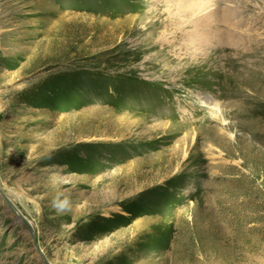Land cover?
Instances as JSON below:
<instances>
[{
  "label": "rangeland",
  "instance_id": "374dc122",
  "mask_svg": "<svg viewBox=\"0 0 264 264\" xmlns=\"http://www.w3.org/2000/svg\"><path fill=\"white\" fill-rule=\"evenodd\" d=\"M179 1L0 0V264H264V0Z\"/></svg>",
  "mask_w": 264,
  "mask_h": 264
},
{
  "label": "bare ground",
  "instance_id": "6f19581e",
  "mask_svg": "<svg viewBox=\"0 0 264 264\" xmlns=\"http://www.w3.org/2000/svg\"><path fill=\"white\" fill-rule=\"evenodd\" d=\"M171 1H174V0H171ZM180 1L179 0H177V3H179ZM201 2L202 1H200V0H188L187 1V3H184L183 4V6H186V8L187 7H190V9H188V11H195L196 9H198L199 7H200V4H201ZM204 4V3H203ZM202 4V5H203ZM205 5V4H204ZM186 8L185 9H183L182 8V10L183 11H185L186 10ZM201 19H206L207 20V16H203V17H201ZM200 21V20H199ZM195 32V31H194ZM194 32H191V31H189L188 33H187V35H191V36H200V33L199 34H197V35H195V33Z\"/></svg>",
  "mask_w": 264,
  "mask_h": 264
},
{
  "label": "clouds",
  "instance_id": "9594fccd",
  "mask_svg": "<svg viewBox=\"0 0 264 264\" xmlns=\"http://www.w3.org/2000/svg\"><path fill=\"white\" fill-rule=\"evenodd\" d=\"M67 204V201H63V202H59L57 203L56 201H54V206H56L59 210H64L65 206Z\"/></svg>",
  "mask_w": 264,
  "mask_h": 264
}]
</instances>
